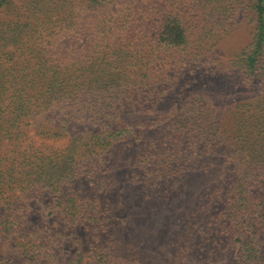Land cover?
Masks as SVG:
<instances>
[{
    "label": "trees",
    "instance_id": "obj_1",
    "mask_svg": "<svg viewBox=\"0 0 264 264\" xmlns=\"http://www.w3.org/2000/svg\"><path fill=\"white\" fill-rule=\"evenodd\" d=\"M23 1L25 19L12 23L13 29H5V34L12 30L14 40L5 41L3 48L0 36V51L5 50L6 57H0V207L5 218L0 221V233L10 236L26 231L21 217L35 194L49 200L59 222L55 232L28 226V233L19 236L17 243L24 255L43 246L42 253L56 241L77 246L78 258H83L82 241L73 230L84 228L89 230L91 250L99 263H111L117 256L118 233L110 225H116L113 221L120 213L111 202L104 204L103 198H115L117 188L122 187L120 161L128 162V183L133 190L124 193V198L133 196V210L142 202L154 210L163 200L168 202L165 207L174 204L175 197L191 201L193 188L188 189L185 171L189 163L198 161L196 145L202 143L216 151L218 144L233 141L226 154L232 161L231 178L226 177L224 166L207 173L212 177L213 193L229 206L224 233L242 246L241 260L232 264H264V100L256 105L260 114L257 132L262 140H252L255 132L246 135L241 128L228 135L218 134L210 115L205 120V114L203 125L189 111L176 120L178 134L166 138L170 148L165 153L155 147L152 156L145 152L142 160L141 156L121 160L115 154L116 146L123 142L141 149L145 136L159 125L150 123V113H158L157 104L147 106L153 100L144 95L179 77L176 69L183 60L174 56L198 52L209 36L216 35L214 26H225L244 5L255 23V36L234 63L251 80L264 76V0ZM5 2L0 0V7ZM45 33L72 36L88 45L78 51L70 46L73 54L57 59L54 65L51 60L43 63L39 59L30 66L34 58L27 59V52L20 56L8 52L12 44L24 49L28 40L34 38L33 44L37 43L36 35ZM18 62L25 66L19 69ZM191 79L187 76L185 83ZM174 88L175 95L180 88ZM164 94L162 91L159 98ZM203 100L199 97L193 102L197 105ZM179 110L174 106L173 114L177 116ZM44 111L49 113L31 130L38 139L35 141L29 137V121ZM131 111H145L147 117L128 120L124 114L129 116ZM189 123L194 125L192 136H184L181 130L190 128ZM186 140L194 146L186 148ZM109 156L110 162L115 160L112 165ZM145 161L150 162L144 165ZM210 207L208 203L206 209ZM125 209L132 210L128 203ZM209 248L201 264H215V244Z\"/></svg>",
    "mask_w": 264,
    "mask_h": 264
},
{
    "label": "rangeland",
    "instance_id": "obj_2",
    "mask_svg": "<svg viewBox=\"0 0 264 264\" xmlns=\"http://www.w3.org/2000/svg\"><path fill=\"white\" fill-rule=\"evenodd\" d=\"M24 3L23 0H6L5 4L0 7V36L4 38L3 48L5 41L14 40L12 30L5 34V29H9V27L13 29L12 23L25 19V15H23ZM249 12L245 5L242 6L236 12L235 17L233 15L229 21H226L225 26H214L216 35L209 36L207 39L209 43L205 41L202 49H199L198 52H181L182 55L179 53L174 56L175 59L179 57L183 60L176 69L179 77L172 82L161 84L159 90L153 91L155 95H144L145 99L153 100L147 106L152 107L153 104H157L156 111L158 113L148 112L152 116L150 123L157 122L159 125L152 133L145 136L146 140L141 143V149H137L134 144H125L124 142L118 144L115 153L118 158L124 160L125 156L127 158L141 156L142 160L143 156H147L145 152L152 156L155 147L162 148V153H165L170 148L167 146L166 138L178 134L179 125L176 120L182 119L189 111L193 112L196 119L199 118L200 123L204 122L205 114H208L205 120H208L210 115L213 130L218 134L228 135L230 131L234 132L241 128L246 135L255 132L252 140H262V136L260 137L257 132V130L260 132L258 129L259 120H257L260 118V114L256 105L264 100V76H258L251 80L245 75L246 71L234 63L237 57L254 41L255 23ZM217 16L216 20H220V15ZM210 28L212 29L213 26L210 25ZM24 38V40H28L26 36ZM36 38L37 43L33 44L34 38L28 40L24 49L21 46L18 50L17 45L12 44L8 52L14 51L16 56H20L21 52H27L25 54L27 59L34 58L29 62L30 66L39 59L43 63L51 60L50 65H54L57 59L62 60V57L67 58L69 54H73L70 53V46L74 45L75 51H78L88 45L72 36L62 38L61 35L56 37V35L45 33L42 37L36 35ZM89 39L88 43L91 42ZM34 45L36 46L33 50ZM59 50L61 52H58ZM0 52H2L0 57L5 60V50ZM53 54L56 55L52 56ZM189 54L193 55L192 59L188 57ZM171 55L167 54L168 57ZM16 56L13 61L17 59ZM168 62L174 63L170 58H168ZM21 65L18 62L19 69ZM23 65L25 66V64ZM194 67L197 68L192 74ZM187 76L192 78L188 84L185 83ZM175 86L180 89L174 95ZM162 91L165 94L160 99L159 94ZM199 97L204 100L195 105L193 101L198 100ZM174 106L180 108L177 116L173 114ZM44 112L40 116L33 115L29 121L32 125L29 128V137L35 141L38 139L31 130L37 127L41 119H44L49 113ZM201 113H203L202 117H200ZM146 115L145 111H131L129 116L125 113L124 117L129 120L131 117L146 118ZM254 115L255 117H253ZM54 117H56L55 114ZM203 125L206 124L203 123ZM193 126L191 123L190 128L186 131H184L185 129L181 130L182 135L192 134ZM227 142L215 146L217 147L216 151L212 148L209 150L202 143L196 145L195 148L199 152L198 161L195 164L189 163L185 171L188 189L193 188L191 201L175 197L174 204L165 207L163 204L168 202L163 200L162 204L154 207V210L144 207L143 202L140 203L137 210H133V196L124 198V193L133 192V190L130 189L128 183L131 176L126 169L128 162L120 161L118 179L122 187L117 188L119 191L113 199H116L118 193L120 195L117 201L110 197L103 198L104 204L111 202L120 213L113 221L116 225H110L111 230L114 229V232L118 233V243L115 242V245L118 246L116 248L117 256L111 263L104 264H201L212 244H215L216 248L215 264H232L241 260L242 246L240 242L229 238L224 233L225 227L229 224V206L224 199L219 198L218 193H213L212 177H209L207 173V170L216 173L224 166L226 177L231 178L229 170L232 167L230 164L232 161L227 160L226 154L232 149L233 141ZM41 143L42 141L38 143V146ZM57 146H62V144ZM192 146L194 145L186 140V148L190 149ZM171 149L176 148L171 146ZM110 156L108 164L112 165L115 160L110 162ZM149 162L145 161L144 165ZM184 163L182 161L180 165L183 166ZM196 171L200 173L197 174ZM101 173L104 174V169L101 170ZM127 203L133 211L125 209ZM208 203L211 207L206 209ZM1 208L0 221H3L5 218L3 219ZM24 212L26 213L21 219L27 225L26 231L21 229L22 231H18L19 234L13 232L10 236L0 233V264H100L91 250L92 241L89 230L84 228L73 230V233L78 235L82 241L83 258H78L77 246H72L67 242L60 245L56 241L52 245H48L42 253H40V249L43 246L34 250L30 255H24L22 249L17 247V243L19 236L28 233V226L55 232L53 229L58 227L59 222L56 212L50 208L49 200L35 194L30 198ZM196 224L202 225L192 230ZM62 231L65 232L63 229Z\"/></svg>",
    "mask_w": 264,
    "mask_h": 264
}]
</instances>
